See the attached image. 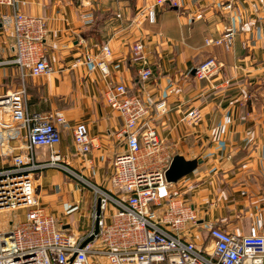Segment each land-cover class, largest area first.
Listing matches in <instances>:
<instances>
[{
  "label": "crops",
  "instance_id": "0c3cea01",
  "mask_svg": "<svg viewBox=\"0 0 264 264\" xmlns=\"http://www.w3.org/2000/svg\"><path fill=\"white\" fill-rule=\"evenodd\" d=\"M154 1L15 0L14 8H0V57L13 54L11 25L5 19L15 11L45 23L46 59L53 69L48 76L31 77L14 66L0 67V96L23 86L29 112L65 119L53 151L67 171L52 167L35 174L36 198L60 229L75 235L91 229L102 198L96 190L116 195L113 161L126 149L119 115L103 98L108 85L121 84L149 109L150 126L171 160H201L175 184L197 220L178 236L208 253L211 228L246 236L254 227L264 236V0H240L231 11L223 10L224 0H180L177 8L156 7L150 25L136 12ZM227 31L232 34L229 46L204 45ZM135 42L143 45L153 73L144 86L137 79L139 66L130 61ZM103 46L111 52L107 80L85 61L98 57ZM208 60L215 63L214 75L197 80L196 68ZM158 103L165 104L164 115L155 112ZM190 110L201 115L194 125L184 120ZM77 124L86 126L92 141L87 154L73 146ZM25 135L18 129L14 140L0 143V169L25 154ZM49 157V149L34 148L36 163ZM150 210L162 212L155 205ZM112 213L108 204L101 215L109 220ZM23 217L17 212L12 221Z\"/></svg>",
  "mask_w": 264,
  "mask_h": 264
},
{
  "label": "built area",
  "instance_id": "2783aa9c",
  "mask_svg": "<svg viewBox=\"0 0 264 264\" xmlns=\"http://www.w3.org/2000/svg\"><path fill=\"white\" fill-rule=\"evenodd\" d=\"M238 1L224 0L223 10L231 11ZM179 4L180 0H155L140 15L153 25L156 7L177 8ZM14 5L15 0H0V8ZM8 23L13 34V54L6 60L0 57V67L14 66L31 77L52 74L45 53V23L15 11L5 19ZM231 38L227 31L223 37L205 44L229 45ZM143 50L140 42L130 45V61L139 66L137 79L144 86L153 73ZM110 56L109 48L103 46L98 57L86 56L85 61L94 64L102 79L107 80L110 74L106 60ZM216 69L215 63L208 60L196 68L194 75L199 80L207 79ZM103 98L119 115L126 149L113 161L111 182L116 195L111 197L97 189L102 197L99 213L93 211L92 227L86 234L75 235L59 228L56 219L39 204L34 191L35 174L52 167L67 171L53 151L60 141L64 117L29 112L23 86L0 96V143L14 140L18 129L26 133L25 154L13 156L11 164L0 169V215L24 213L22 220L9 222L6 229L0 230V264H264V236L254 227L246 236L211 228V253L178 236L187 226L194 227L197 220L193 207L183 201L181 189L165 180L171 158L150 126L149 109L121 84L108 85ZM154 110L164 115V103L156 104ZM200 119L198 110H190L184 118L189 125ZM72 142L80 154L90 152L92 141L85 125L73 127ZM37 147L50 150L48 162L34 161L33 150ZM108 204L113 213L106 220L101 213ZM151 205L162 208L161 214L150 210Z\"/></svg>",
  "mask_w": 264,
  "mask_h": 264
},
{
  "label": "water",
  "instance_id": "95a60500",
  "mask_svg": "<svg viewBox=\"0 0 264 264\" xmlns=\"http://www.w3.org/2000/svg\"><path fill=\"white\" fill-rule=\"evenodd\" d=\"M200 164L201 160L186 161L181 156H174L165 172V180L169 184H176L179 180L192 173ZM98 213L99 208L97 207ZM96 233L97 230H95Z\"/></svg>",
  "mask_w": 264,
  "mask_h": 264
},
{
  "label": "rangeland",
  "instance_id": "374dc122",
  "mask_svg": "<svg viewBox=\"0 0 264 264\" xmlns=\"http://www.w3.org/2000/svg\"><path fill=\"white\" fill-rule=\"evenodd\" d=\"M185 1H187V0H185ZM136 14H138L137 16H139V17L141 16L139 12H136ZM209 40H213V39H209ZM206 41H207V40H206ZM204 45L206 46L205 43H204ZM229 45H230V44H229ZM229 45H220V46H229ZM209 46H216V45L211 44V45H209ZM209 46H206V47H209ZM210 61H213V60H210ZM213 62H214V61H213ZM196 79H197V78H196ZM197 80H199V79H197ZM201 80H202V79H201ZM203 80H204V79H203ZM164 105H165V104H164ZM184 118H185V117H184ZM67 175H68V174H67ZM68 176H69V175H68ZM69 178H70L72 181L75 180V182H77L76 179L72 178L71 176H70ZM77 184H78V183H77ZM81 186H83L84 188L86 187V186H84L83 184H82ZM85 190H86V189H84V191H85ZM16 214H17V213L0 215V230H1V231L4 230V229H6L7 226H8V223L15 219ZM72 214H73V213H72ZM83 221H84V224H86L85 219H84ZM83 221H82V223H83ZM85 232H86V231H85ZM84 234H85V233H84Z\"/></svg>",
  "mask_w": 264,
  "mask_h": 264
}]
</instances>
